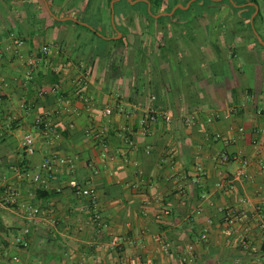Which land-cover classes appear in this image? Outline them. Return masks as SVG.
I'll list each match as a JSON object with an SVG mask.
<instances>
[{"label": "crops", "instance_id": "1", "mask_svg": "<svg viewBox=\"0 0 264 264\" xmlns=\"http://www.w3.org/2000/svg\"><path fill=\"white\" fill-rule=\"evenodd\" d=\"M37 118L49 133L27 156ZM50 154L73 174L16 180ZM72 180L94 189L99 225ZM233 210L251 219L226 235ZM262 225L264 0H0V264H264Z\"/></svg>", "mask_w": 264, "mask_h": 264}, {"label": "built area", "instance_id": "2", "mask_svg": "<svg viewBox=\"0 0 264 264\" xmlns=\"http://www.w3.org/2000/svg\"><path fill=\"white\" fill-rule=\"evenodd\" d=\"M44 53L45 54L47 53L46 49H44ZM77 85H78V88H83L86 85V82L84 80H80L78 81ZM152 99H154V97H152ZM82 101L87 108L91 106V101L89 98L85 97L82 99ZM237 111H238L237 108H231L232 114H236ZM121 112L125 114V116H130L132 114L131 111H126L123 109L121 110ZM111 113H112V110L109 107H106L104 109L105 116H109L111 115ZM217 119H218V116L216 113H214V114H210L206 116L205 122L207 124H212ZM157 121H158V117L155 114V112L152 110L147 111L140 121V132L142 133V135L149 134L150 127L153 124L157 123ZM166 121L168 122L167 119ZM183 123L188 126H194L197 123V118L194 114H190L189 116L183 119ZM240 131H242V129ZM91 132L88 131L87 135H90ZM48 133H49L48 128L42 123L40 118H37L31 130L23 138L22 146H23V152L25 153V155L27 156L34 155L36 143L38 139L40 137L48 136ZM91 135L100 144L102 148H105L107 146L104 132L102 130L92 132ZM230 161H235L238 163L239 167L237 170V175L240 177L245 176V171L250 165V162L247 159L230 157L227 154H223L219 158L220 163H227ZM60 167H65L69 174H73L74 168H75V160L68 156L50 154L46 156L40 164V170L44 174H42L41 172L35 173V174H29L27 172H19L16 174V180L18 182L27 183L31 186L44 185L46 183V178L54 177L57 172V169ZM69 187L77 196H80V197H83L89 200V206L91 209H93L91 211L92 221L96 222L99 225L100 215L98 214L96 210V193L94 189L89 186L77 183L73 180L69 182ZM4 203L6 205L15 204V199L11 195L6 196L4 199ZM20 210L24 213V215L26 216L28 220H33L37 218L41 213V210L39 209L38 206H33V204L29 202L20 203ZM229 215H230L229 218H227L226 220V226H227V229L225 230L226 235H230L231 228L234 227L235 225L243 223V222L244 223L248 222L251 219V216L243 210H238V211L233 210L231 211ZM262 227L264 228V225H262ZM23 234L27 236L29 234V229L25 228L23 230ZM201 239L202 240L206 239V232H204L201 235ZM22 246L27 247L28 243L24 241L22 242ZM191 250H192L191 247L187 248L188 252H190Z\"/></svg>", "mask_w": 264, "mask_h": 264}]
</instances>
